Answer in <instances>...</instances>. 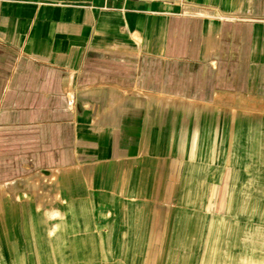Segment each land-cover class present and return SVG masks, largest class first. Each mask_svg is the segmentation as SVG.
<instances>
[{
    "label": "crops",
    "instance_id": "1",
    "mask_svg": "<svg viewBox=\"0 0 264 264\" xmlns=\"http://www.w3.org/2000/svg\"><path fill=\"white\" fill-rule=\"evenodd\" d=\"M225 220L264 258V0H0V264H171Z\"/></svg>",
    "mask_w": 264,
    "mask_h": 264
},
{
    "label": "rangeland",
    "instance_id": "2",
    "mask_svg": "<svg viewBox=\"0 0 264 264\" xmlns=\"http://www.w3.org/2000/svg\"><path fill=\"white\" fill-rule=\"evenodd\" d=\"M48 182V181H47ZM227 222L220 226V234H205L203 237V250L197 252L181 251L172 254L171 264H229ZM252 249L247 252L244 260L243 252L240 254V264H264L263 253L260 249L259 235H253ZM130 252H110L107 254L106 264H120L118 260L125 258L127 264H141V257L133 259ZM141 256V255H140ZM118 262V263H117ZM237 263V264H239Z\"/></svg>",
    "mask_w": 264,
    "mask_h": 264
}]
</instances>
